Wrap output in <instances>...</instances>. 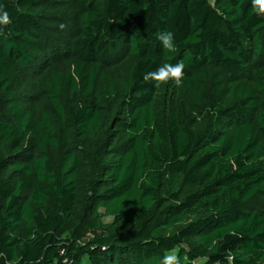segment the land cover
Instances as JSON below:
<instances>
[{
  "label": "trees",
  "instance_id": "trees-1",
  "mask_svg": "<svg viewBox=\"0 0 264 264\" xmlns=\"http://www.w3.org/2000/svg\"><path fill=\"white\" fill-rule=\"evenodd\" d=\"M0 9L12 20L0 24V264H162L173 251L181 264H264V17L251 0ZM179 60L182 87L144 80Z\"/></svg>",
  "mask_w": 264,
  "mask_h": 264
},
{
  "label": "clouds",
  "instance_id": "clouds-1",
  "mask_svg": "<svg viewBox=\"0 0 264 264\" xmlns=\"http://www.w3.org/2000/svg\"><path fill=\"white\" fill-rule=\"evenodd\" d=\"M253 11L256 15L264 17V0H251ZM12 22L7 11L0 9V24L8 25ZM163 49L169 53L176 52V44L174 42V33L172 31H162L158 34ZM185 64L183 60L177 61L175 64L165 63L155 71L144 74L145 81H154L155 86L167 85L169 82L175 84L176 87L183 86ZM162 264H181L179 256L175 251L166 254L163 257Z\"/></svg>",
  "mask_w": 264,
  "mask_h": 264
},
{
  "label": "rangeland",
  "instance_id": "rangeland-1",
  "mask_svg": "<svg viewBox=\"0 0 264 264\" xmlns=\"http://www.w3.org/2000/svg\"><path fill=\"white\" fill-rule=\"evenodd\" d=\"M260 204L259 203H257V205L256 206H259Z\"/></svg>",
  "mask_w": 264,
  "mask_h": 264
}]
</instances>
